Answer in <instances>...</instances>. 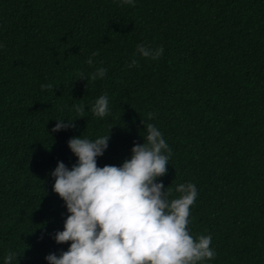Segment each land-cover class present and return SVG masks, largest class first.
Segmentation results:
<instances>
[{"label": "trees", "instance_id": "16d2710c", "mask_svg": "<svg viewBox=\"0 0 264 264\" xmlns=\"http://www.w3.org/2000/svg\"><path fill=\"white\" fill-rule=\"evenodd\" d=\"M140 44L163 55L141 58ZM98 67L106 76L87 79ZM57 118L75 127L52 132ZM148 123L171 149L158 178L170 199L197 189L188 230L216 252L202 264H264V0H0V264L9 250L13 264L67 251L53 238L68 213L51 172L76 163L70 138L110 132L97 164L120 166Z\"/></svg>", "mask_w": 264, "mask_h": 264}, {"label": "clouds", "instance_id": "9594fccd", "mask_svg": "<svg viewBox=\"0 0 264 264\" xmlns=\"http://www.w3.org/2000/svg\"><path fill=\"white\" fill-rule=\"evenodd\" d=\"M120 2L134 5V0ZM136 51L141 58L158 60L163 46L152 49L140 44ZM92 57L86 61L89 66L94 63ZM128 67H139V61L133 59ZM106 74V68L98 67L87 79H103ZM80 76L85 79L83 71ZM52 88L51 84L41 85L42 90ZM73 107L83 118L84 105ZM91 112L99 118L110 114L107 93L94 101ZM148 117L154 119L155 115L149 112ZM55 120L52 132L75 127L76 119ZM109 140L110 132L95 140L70 138L67 144L76 163L69 168L58 161L51 172L53 192L64 201L68 213L63 230L53 238L69 247L59 255L48 254V264H202L215 259L211 235L194 238L188 230L190 207L198 195L195 185H177L175 192L180 195L170 199L172 190L158 180L167 174L171 156L161 131L148 123L144 142H134L130 158L120 166L99 167L97 158L103 156ZM18 256L9 250L4 264H13Z\"/></svg>", "mask_w": 264, "mask_h": 264}]
</instances>
